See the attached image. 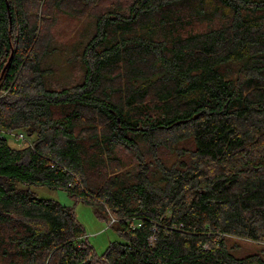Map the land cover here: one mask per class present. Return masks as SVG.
Returning a JSON list of instances; mask_svg holds the SVG:
<instances>
[{"label": "trees", "instance_id": "trees-1", "mask_svg": "<svg viewBox=\"0 0 264 264\" xmlns=\"http://www.w3.org/2000/svg\"><path fill=\"white\" fill-rule=\"evenodd\" d=\"M48 1L90 0H0V128L31 143L0 138V264H264V0L96 12L68 83L29 10ZM32 186L111 215L120 239L97 253Z\"/></svg>", "mask_w": 264, "mask_h": 264}, {"label": "rangeland", "instance_id": "rangeland-1", "mask_svg": "<svg viewBox=\"0 0 264 264\" xmlns=\"http://www.w3.org/2000/svg\"><path fill=\"white\" fill-rule=\"evenodd\" d=\"M90 1H80L77 5L76 2H70L68 6H65L64 3L60 6H51L54 2L49 3L48 1L45 6L40 3L38 11L37 6L34 7L36 10L30 9L31 6H29V10L33 14L32 17L39 19L40 22L43 20L41 34L48 36L51 48H53V51L45 58L50 70H53L49 75L52 81L68 83L70 78L76 80L80 78L83 73V66L80 62L81 55L84 46L94 33L95 13L108 12L111 8H116L118 4L122 9H125L130 2V0ZM15 138V136L7 137L9 144L13 147H24ZM127 164L129 165L128 160ZM31 189L37 197L54 199L64 206L71 207L78 223L84 229V236L87 237L97 253H102L110 242L120 239L113 226H110L107 220L95 212L93 205L71 196L63 190L49 189L43 186H32ZM230 241L240 244L239 252L241 254L258 252L262 248V246L247 240L231 238Z\"/></svg>", "mask_w": 264, "mask_h": 264}, {"label": "built area", "instance_id": "built-area-1", "mask_svg": "<svg viewBox=\"0 0 264 264\" xmlns=\"http://www.w3.org/2000/svg\"><path fill=\"white\" fill-rule=\"evenodd\" d=\"M16 134V135H14ZM15 136V140H17L19 143H21L24 147L31 146V143L28 141L27 137L23 132H12L8 130H4L0 128V138L7 139V137ZM116 222V219L110 216L108 220V224L112 225ZM140 224H136V226H139ZM150 241H153V237L150 238Z\"/></svg>", "mask_w": 264, "mask_h": 264}, {"label": "water", "instance_id": "water-1", "mask_svg": "<svg viewBox=\"0 0 264 264\" xmlns=\"http://www.w3.org/2000/svg\"><path fill=\"white\" fill-rule=\"evenodd\" d=\"M7 8H8V4H7ZM9 17H10V22H11V15H10V13H9Z\"/></svg>", "mask_w": 264, "mask_h": 264}]
</instances>
